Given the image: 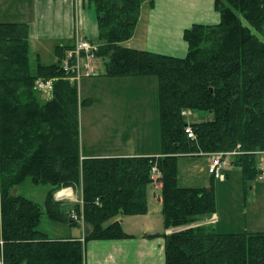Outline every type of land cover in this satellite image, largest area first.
Returning a JSON list of instances; mask_svg holds the SVG:
<instances>
[{"label": "trees", "instance_id": "16d2710c", "mask_svg": "<svg viewBox=\"0 0 264 264\" xmlns=\"http://www.w3.org/2000/svg\"><path fill=\"white\" fill-rule=\"evenodd\" d=\"M11 1V0H0ZM145 0H91L99 30L97 57L108 78L156 77L161 154L158 157L82 159L81 101L60 63L71 47L55 49L45 65L29 53V28L0 23V234L4 264H84L85 243L131 238L117 219L148 211L147 189L160 172L166 264H264V233L219 234L197 224L216 213L214 189L178 183L184 156L238 151L232 165L250 185L261 174L264 154V0H215L221 22L184 33L185 58L131 49ZM153 6L154 0H148ZM39 79L54 80L53 96L41 101ZM193 115H198L194 120ZM196 135L190 140L185 128ZM48 185L44 207L13 194L26 179ZM79 190L82 203L58 201ZM83 240L55 241L39 231L42 218L79 226ZM151 237V236H149Z\"/></svg>", "mask_w": 264, "mask_h": 264}, {"label": "crops", "instance_id": "0c3cea01", "mask_svg": "<svg viewBox=\"0 0 264 264\" xmlns=\"http://www.w3.org/2000/svg\"><path fill=\"white\" fill-rule=\"evenodd\" d=\"M0 5L5 7L0 12V21L28 25L30 59L33 58V55L38 59L41 54L47 52H53L55 56L56 47H71L75 44L77 38L98 44L97 15L91 0H11L0 1ZM220 22L221 16L215 10V0H154L152 7L149 1L145 0L141 7L134 34L127 43V46L138 51H146L174 58H185L188 53V44L184 40L185 31L194 25L215 26ZM123 79H128V87H126L127 84L124 86L128 89V95L136 99L135 103L138 107L150 104L152 112L148 123L152 124L151 132L155 131V133H158L160 130L158 80L152 77ZM149 83H151V94L148 96L144 91L147 89L146 87ZM192 117L194 120H198V117L201 118L198 115H193ZM138 122L137 120L134 130L136 133L141 131L143 133V129L138 127ZM149 131L150 128L146 132L148 133V138L151 137V132ZM160 154L161 148L159 150L155 149V151L133 153L127 156L104 154L82 155V159L158 157ZM261 157L264 160V154ZM149 187L147 189V213L140 216H121L117 219L121 222L125 233L131 236V238L86 242L84 264H166L165 236L179 232L183 228L166 229L164 227L162 185H159L155 181ZM151 187H153L152 192ZM71 190L76 195V200L64 201L80 203V191L76 190L75 192L73 189ZM251 190L259 193L258 197H249V200L253 199L252 205L254 203L257 205L259 198L264 195V184L252 186ZM16 194H18V191ZM245 213L247 217L245 228L243 224L241 225L242 228H240L238 227L239 224L233 226L230 224L231 221L228 223L229 217L223 213L220 214L218 207L212 217L199 222L197 225H211L219 234L264 233V221L262 222L264 214H261L260 218L253 220L256 223L255 228H253V231H248L250 230L248 228L251 227V222L249 221V213L247 211ZM224 222L228 224L224 225ZM62 226L65 228L61 236L54 237L49 232L41 229L39 231L49 239L55 241L83 239L84 229L82 227H73L68 224H62Z\"/></svg>", "mask_w": 264, "mask_h": 264}, {"label": "rangeland", "instance_id": "374dc122", "mask_svg": "<svg viewBox=\"0 0 264 264\" xmlns=\"http://www.w3.org/2000/svg\"><path fill=\"white\" fill-rule=\"evenodd\" d=\"M4 9L5 7L0 5V12ZM0 23L5 22L0 21ZM55 56L53 52H47L41 54L38 60L45 65L55 64L57 59ZM32 57V66L35 67L36 56L33 55ZM93 66L94 75L83 78L80 83L76 84L80 100L90 99L92 101L89 106L81 107L79 112L81 154L84 156L93 154L127 156L133 153L155 151V149L159 150L160 130L158 133H155V131L152 133V124L148 123L152 112L150 104H144L138 107L135 103L136 99L127 93L128 89L126 87H128V79L106 77V61L104 59L97 57L96 61L94 60L93 62ZM125 84H127L126 87L124 86ZM150 84L144 91L148 96L151 94ZM38 96L41 101H46V94L38 93ZM136 119L139 121L138 127L143 129V133H141L142 131L136 133L134 130L137 123ZM149 128L151 137L148 138V133L146 132ZM262 158L260 157L259 167L264 165ZM210 161L211 159L206 157L205 154L180 157L178 161L179 186L188 188H213L216 197V208L218 207L220 214L223 213L229 217L227 222L229 223L231 221L230 224L233 226L239 224L238 227L240 228H242L241 225L243 224L245 228L247 220L245 212L247 211L249 213V221L251 222V227L248 228L250 229L248 231H253L256 224L253 220L260 218L261 214H264V195L259 198L257 205L255 203L252 205L253 199L249 200V197H258L259 193L253 192L251 187L257 184H264V180L263 182L258 180L259 175L257 180L252 181L250 185L246 186L241 170L233 165L222 170L224 174L228 175V179L225 181L214 179L209 174ZM157 182L161 185L160 180ZM51 189V186L37 185L28 178L18 186L17 191L19 195L39 203L44 207L47 194ZM71 192L72 195L65 197L64 200H76V195L72 190ZM77 221H79L80 227L85 230L82 209ZM227 222L223 224H228ZM64 228L62 224L52 222L44 216L38 229L49 232L55 237L63 235L62 231ZM234 231L240 232L242 230Z\"/></svg>", "mask_w": 264, "mask_h": 264}, {"label": "built area", "instance_id": "2783aa9c", "mask_svg": "<svg viewBox=\"0 0 264 264\" xmlns=\"http://www.w3.org/2000/svg\"><path fill=\"white\" fill-rule=\"evenodd\" d=\"M99 50L98 44H93L85 39L77 38L73 49L66 53L65 58L61 61L60 66L65 74L66 79L72 83H80L83 78L91 77L94 75L93 62L96 61L97 52ZM54 80H42L39 79L35 82V90L39 94H46V100H50L53 96ZM185 134L190 140H195L196 135L191 127L185 128ZM239 152H229V153H212L207 154L206 157L211 159L209 165V174H211L215 179L225 181L227 179L226 174L222 172L224 168L231 166L230 159L233 156L238 155ZM261 175L258 180H264V166L260 167ZM152 175L155 178L160 177V172L157 168L152 169ZM71 218L73 220L78 219V214L76 212L71 213ZM3 247L4 241L2 235L0 234V264H4L3 258Z\"/></svg>", "mask_w": 264, "mask_h": 264}, {"label": "bare ground", "instance_id": "6f19581e", "mask_svg": "<svg viewBox=\"0 0 264 264\" xmlns=\"http://www.w3.org/2000/svg\"><path fill=\"white\" fill-rule=\"evenodd\" d=\"M72 195V192H71V190H64V191H61V192H59L58 194H57V197H58V199H60V198H62V197H67V196H71Z\"/></svg>", "mask_w": 264, "mask_h": 264}, {"label": "water", "instance_id": "95a60500", "mask_svg": "<svg viewBox=\"0 0 264 264\" xmlns=\"http://www.w3.org/2000/svg\"><path fill=\"white\" fill-rule=\"evenodd\" d=\"M209 189H211V188H209ZM16 192H17V190H14V191H13V194L15 195V194H16Z\"/></svg>", "mask_w": 264, "mask_h": 264}]
</instances>
